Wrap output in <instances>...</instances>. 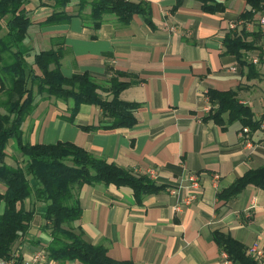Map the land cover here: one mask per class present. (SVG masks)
I'll list each match as a JSON object with an SVG mask.
<instances>
[{
	"label": "crops",
	"instance_id": "obj_1",
	"mask_svg": "<svg viewBox=\"0 0 264 264\" xmlns=\"http://www.w3.org/2000/svg\"><path fill=\"white\" fill-rule=\"evenodd\" d=\"M143 1L151 7V24L137 14L128 24L107 14L98 28L77 14V1L65 7L71 14L68 21L53 24L41 22L55 10V0L25 2L30 24L20 49L29 62L42 50H58L63 75L88 72L103 87L112 75L109 68L130 73L136 82L121 90L119 98L139 107L131 127L83 130L80 125L110 120L97 105L81 104L74 123L69 122L63 117L69 116L70 102L37 95L21 123L22 141H69L163 185L141 203L128 186L97 183L75 189L81 206L76 224L87 241L103 245L112 259L131 264H227L214 231L231 235L247 253L254 243L264 253V187L249 184L228 200L217 197L245 171L264 165V36L259 13L252 21L243 20L240 15L249 7L245 0H215L225 6L217 12L203 10L200 0ZM89 12L87 4L81 13L86 17ZM258 31L257 47L241 51L243 64L226 51L227 33L237 32L250 41ZM255 57L258 61L252 62ZM210 89L236 90L239 102L261 120L254 130L244 126L249 143L240 135L239 121L219 125L204 119L213 107ZM100 93L111 98L106 90ZM6 152L7 164L20 157L13 139ZM190 174L198 176L200 187L186 205ZM24 203L33 216L13 246L18 259L42 249L45 257L30 264H82L48 257L51 235L43 228L44 204L33 197ZM3 208L1 202L0 213ZM257 260L264 264V255Z\"/></svg>",
	"mask_w": 264,
	"mask_h": 264
},
{
	"label": "trees",
	"instance_id": "obj_2",
	"mask_svg": "<svg viewBox=\"0 0 264 264\" xmlns=\"http://www.w3.org/2000/svg\"><path fill=\"white\" fill-rule=\"evenodd\" d=\"M26 1L0 0V184L4 186V191L0 192V203L4 205L0 213V257H10L15 242L27 231L33 209H26L24 202L33 197L44 204L43 228L51 235L49 258L77 260L82 264H131L130 261L110 258L103 245L85 239L82 228L76 224L81 206L75 189L97 183L128 186L135 201L141 203L146 194L160 190L163 185L156 184L145 173L108 162L69 141L23 142L21 123L32 112L39 95L42 99L70 102L69 116L63 117L69 122L74 123L81 104L97 105L102 116L110 120L105 125H80L83 130L100 126L109 129L131 127L136 123L135 111L139 103L122 100L119 93L136 79L130 73L111 68L107 87L88 72L65 76L59 63L62 52L53 49L34 54L32 63L29 62L26 52L20 49L30 24L24 9ZM73 1H77V14L95 28L107 14L115 15L122 24H128L137 14L151 24V7L143 0H55V10L41 23L68 21L71 14L65 11V7ZM200 1L205 11L217 12L225 8L223 3L215 0ZM245 1L249 7L240 17L252 21L260 13L262 0ZM87 4L90 12L85 17L81 11ZM252 36L255 39L248 41L237 32H229L224 38L226 51L234 54L241 64L244 63L241 51L255 49L260 32ZM120 77H130V80L122 81ZM103 90L111 93L110 99L102 96L100 91ZM208 97L213 107L204 119H211L219 125L239 121L242 127L248 126L250 130L260 126L261 120H255L251 108L239 102L236 90L210 89ZM9 139L15 141L20 155L14 158L12 165L5 162ZM249 184L264 187V165L245 171L219 191L217 197L228 200ZM213 237L234 264H260L247 253L246 246L231 235L214 231Z\"/></svg>",
	"mask_w": 264,
	"mask_h": 264
},
{
	"label": "built area",
	"instance_id": "obj_3",
	"mask_svg": "<svg viewBox=\"0 0 264 264\" xmlns=\"http://www.w3.org/2000/svg\"><path fill=\"white\" fill-rule=\"evenodd\" d=\"M258 24L260 26V31L264 36V0L261 2V10L258 16ZM264 58V54L262 55ZM258 58L255 57L252 59V62H257ZM249 129L248 127L241 128L240 135L243 137L246 143H249L248 139L246 138V134L248 133ZM189 184L187 185V188H189V192L183 199V204H190L196 197V190L199 189L200 183L198 176L196 174H190L188 177ZM174 190L172 189V192ZM179 209V206L176 207ZM248 252L255 257L256 259H260L263 257L264 253L258 248L257 244H252L248 248ZM45 252L41 249L36 252H34L29 258H25L22 260H19V254L18 252H13L10 257H0V264H30L31 262H36L45 257ZM223 256L226 260L227 264H234L227 256L226 252L223 253Z\"/></svg>",
	"mask_w": 264,
	"mask_h": 264
},
{
	"label": "rangeland",
	"instance_id": "obj_4",
	"mask_svg": "<svg viewBox=\"0 0 264 264\" xmlns=\"http://www.w3.org/2000/svg\"><path fill=\"white\" fill-rule=\"evenodd\" d=\"M15 159H17V157H14Z\"/></svg>",
	"mask_w": 264,
	"mask_h": 264
}]
</instances>
